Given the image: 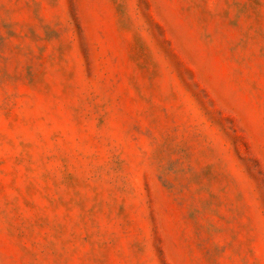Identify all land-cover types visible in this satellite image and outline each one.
Wrapping results in <instances>:
<instances>
[{
  "label": "rangeland",
  "instance_id": "1",
  "mask_svg": "<svg viewBox=\"0 0 264 264\" xmlns=\"http://www.w3.org/2000/svg\"><path fill=\"white\" fill-rule=\"evenodd\" d=\"M0 264H264V0H0Z\"/></svg>",
  "mask_w": 264,
  "mask_h": 264
}]
</instances>
